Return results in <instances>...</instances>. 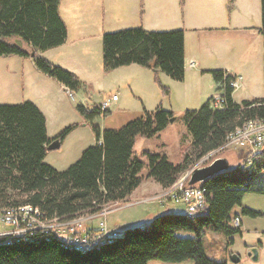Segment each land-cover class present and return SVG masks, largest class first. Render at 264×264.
Returning <instances> with one entry per match:
<instances>
[{
  "label": "trees",
  "instance_id": "obj_1",
  "mask_svg": "<svg viewBox=\"0 0 264 264\" xmlns=\"http://www.w3.org/2000/svg\"><path fill=\"white\" fill-rule=\"evenodd\" d=\"M60 0H0V55L31 56L35 67L70 91L85 84L74 72L56 64L41 52L61 45L67 36L66 24L59 13ZM232 6V5H231ZM231 6L227 5L230 12ZM263 40L262 72L264 81V0H260ZM102 71L130 64L151 69L153 81L162 94L171 90L159 72L182 81L184 69V30H146L128 27L103 32L101 37ZM211 74L217 89L225 92L222 107L211 105L210 96L198 109H185L182 121L191 141L182 144L180 157L171 162L165 154L149 149L135 154L137 139H148L168 126L172 110L159 104L117 128H100L92 120L102 112L98 106L76 105L85 122L91 123L95 144L85 147L78 159L63 170L46 163V145L61 142L79 123L63 127L48 137L46 119L40 108L29 100L0 104V209L29 203L43 217L67 219L95 213L115 201H124L146 178L163 188L171 187L179 175L197 160L218 149L227 135L245 120L264 118L263 95L236 102L232 98L233 78L222 69L204 70ZM107 110L103 115L107 114ZM242 151L235 164L200 182L205 188L204 208L193 216L162 212L145 227L128 226L120 238L86 251L60 244L55 236L38 234L32 240L4 242L0 236V264H147L150 259L165 262L192 261L193 264H226L205 251L203 238L217 231L233 244L240 227L231 224V213L240 206L242 215L264 216V212L242 205L247 192L264 193V153L244 164ZM179 231L194 237L181 238Z\"/></svg>",
  "mask_w": 264,
  "mask_h": 264
},
{
  "label": "rangeland",
  "instance_id": "obj_2",
  "mask_svg": "<svg viewBox=\"0 0 264 264\" xmlns=\"http://www.w3.org/2000/svg\"><path fill=\"white\" fill-rule=\"evenodd\" d=\"M100 1L103 3L102 5L100 4ZM153 1L167 7L166 9L169 14L174 13L175 11L180 12L181 10V8H178V4H173L174 0ZM184 1L186 3V14L189 11V6L195 11L196 16L201 18L206 17L216 19L221 12L224 13V17L226 18V14L228 12L227 5L231 6L233 3H236L240 10H250L254 15L257 2V0ZM136 3L138 4V2ZM101 8L103 9V15L101 13ZM59 12L68 27L70 39H76V32L82 26L87 27L86 31L88 34L84 37L83 41L85 48L82 46L81 53L84 57H86V59H88L92 67L100 68L99 70H101L102 57L101 36L99 35L100 30L104 29L105 32H110L132 27L126 23H117L120 18L132 15L131 2L129 3L128 8L124 9L121 7L120 0H60ZM254 18L255 16L253 19ZM103 19L105 20L103 21ZM98 23L100 25L99 33H97L96 29V24ZM243 34L244 33L240 30L231 29L229 27H219L214 31H203L202 33V35L208 39L212 38V44L218 50L223 49V38H228L229 41H227V45L230 46V48H235V42L232 40ZM246 54L247 52H240L239 55L244 58L246 57ZM42 56L44 55L42 54ZM217 58L219 60V54L218 57H215V59ZM217 65L220 64L218 63ZM251 65V81L247 82L245 86L236 88L233 93L234 99L237 102H241L242 100L251 97H261L263 95L264 81L262 82V75L259 83L255 80L257 75L256 70L257 68L259 70V67H256L253 63H251ZM34 66L33 59L28 57L23 58L17 55H0V104L18 103L24 100H29L39 107H41L42 104H50L53 107L52 115L54 118H51L48 112L45 113L47 116L48 134L50 137L54 136L63 127L71 123H80L82 117L78 113L76 105L84 102V97L87 98V101L91 102H93L94 99L98 100L101 98L99 93H93V95L90 96L86 95L84 87L81 88V93H79V95L75 92L66 91L63 87H61L60 91L56 93L55 89L60 86V84H58L55 79H52L45 74L43 75V73ZM122 69L123 68L120 67L107 77V83L103 87L105 92L101 98L106 99L111 97L114 93L117 94L119 99L116 101H110L107 114L103 115V113H101L97 115L92 120V123L99 125L100 128H117L125 124L127 121L139 116L142 112L143 106H145L146 109L148 108L153 110L162 101L163 106L161 104L160 105L163 109L173 110V120L169 122L167 127L159 131L157 135L148 139H138L134 144L135 154L141 157V150L149 149L157 153L165 154L171 162L176 163L180 157V148L182 144H186L191 141V136L182 121V113L185 109H198L201 107V105L207 100L208 96L205 95L200 97V93H202V91H210V83L206 80L198 82L196 78L191 77L190 74L188 75L186 85H183L181 81H176L170 78L173 80V83L168 84L167 82H164V84L169 86L171 94L169 96H165L162 94V91L158 87L157 83L153 81L152 75L150 79L151 82L147 83L146 79L149 81L147 77L145 79L143 76L138 77L135 76V73H132L130 74L133 78L132 88H126L121 77H114V74ZM36 74H39L44 79L33 82ZM80 78V80L85 84V78H83V76H80ZM243 82H245L244 77L242 79V83ZM174 84H176L175 86L177 87H175ZM171 85L173 87L174 94L172 93ZM95 87L97 89L98 86H94V89ZM141 95H143L144 98ZM138 96L145 99V104L141 102ZM93 144H95V137L91 130V123L87 122L85 126L78 125L74 130L70 131L65 136L60 148L47 151V156H45L44 161L53 167H62L55 168L63 170L78 159L81 151L84 149L82 148L78 152L77 150L79 148L84 145V147H87ZM213 152L214 153H209L203 156L188 170L182 172L175 184H180V182L187 183V178L191 168L205 165L218 156H224L228 159V157L231 156V153L236 151L227 148L216 149ZM229 161L231 163L233 160L229 158ZM60 162L69 163L61 166ZM152 180L153 179H150L149 182H156ZM148 189L150 192L153 191L150 189V186ZM167 189L168 188H163L158 194L147 197L144 196L136 201L131 203L129 202V204L140 202L137 205H124L123 207L117 209V207L121 206L120 204L122 203H119L121 201H115L105 206L103 209L107 210V214L105 216L106 226L110 228V224L117 223V221H120L121 218H125L129 221H134L133 224H130V226H137L140 228L145 227L146 224L143 221V218L144 215L148 213L146 208L153 209L154 211L157 209V206L164 207V205H160V203H158L157 195L163 193ZM149 197H153V199L150 200ZM241 202L244 206L261 211L262 213L264 212V193L247 192L242 196ZM167 203L177 204L179 209H183L180 206V203ZM101 210L98 212H101ZM157 213L158 212L155 214ZM234 214L240 215L241 217V234L233 235V244L226 247L228 238L225 235L217 231H208L203 238L206 253L208 255H213L218 260H225L226 264H264V216L260 215L257 217H251L248 215H242L240 206H235L233 208L231 215L233 216ZM83 215L86 216L88 213ZM97 221L98 219L94 217L91 221L87 222L89 225L93 222V224L96 225ZM122 227L120 226L119 229L122 230ZM3 229H5V227L0 224V230ZM177 235L181 238L194 237L192 232L186 231H179L177 232ZM253 250L257 251L256 258H253V253L249 254V252H253ZM233 254H236L239 257V261L235 262L232 260L231 257ZM147 264H193V262H165L158 259H150L147 261Z\"/></svg>",
  "mask_w": 264,
  "mask_h": 264
},
{
  "label": "crops",
  "instance_id": "obj_3",
  "mask_svg": "<svg viewBox=\"0 0 264 264\" xmlns=\"http://www.w3.org/2000/svg\"><path fill=\"white\" fill-rule=\"evenodd\" d=\"M130 2L132 3V15L126 16L125 18H120L117 21V23L118 22L120 24L126 23L131 25L132 27L139 26L146 30H169L175 28H182L184 30L185 74L181 83H183V85H186L189 74L191 77L196 78L198 82L206 80L208 83H210L209 88L211 90L202 91V93H200V97L207 95L209 98L210 96L214 95L217 89V85L213 81L211 74L208 72H204V70L222 69L235 78L239 77L240 78L239 86L237 87L239 88L245 86L247 82L251 81L252 75L250 73V67L252 66L251 63H253L256 67H259V70L258 68L256 70L257 75L255 77V80L257 81V83H259L261 81V75H262V82H263V72H262L263 40L259 32L261 26V21H260L261 10L259 8L260 6L259 0H257L256 2V9L254 11V15L250 10H246V11L240 10L239 6L236 3H233L230 12H227L226 14V18L224 17V13L221 12L217 19L206 18V17L201 18L199 16H196L195 11L191 9V7L189 6H188L189 11L186 14L185 13L186 3L184 0L173 1V4H178V8H181V10L180 12L175 11L174 13L171 14L168 13L166 9L167 7L161 5L160 3L154 2L153 0H148V1L120 0L121 7L124 9L128 8ZM136 2H138V4ZM100 4L102 5L103 3L100 1ZM59 7H60V3H59ZM101 13L103 15L102 8H101ZM254 16L255 18L253 19ZM104 20L105 19H103V21ZM219 27H229L231 29L240 30L241 32L244 33L240 37L238 36L232 40L235 42V48H230V46L227 45V41H229V39L223 38V49L218 50L215 46H213L211 41L212 38L208 39L207 37L202 35L203 31H214ZM66 28H67V36L65 41L61 45L42 51L41 54H43L50 61L59 64L60 66L74 72L75 74H77L79 78L80 76H83V78H85L84 92L86 95L90 96L93 95V93H99V95H101L102 98L105 92L103 87L107 83V79H108L107 77L110 76L112 73H114V71L119 69L120 67L111 70L109 73H104L102 71V66H101V70H99L100 68L92 67L88 59H86V57H84V55L81 53L82 46L83 48H85L83 41H84V37L87 36L88 34L86 31L87 27L82 26L79 30H77L75 35L76 39H70L67 25ZM96 29H97V33H99V29H100L99 23L96 24ZM103 32H105L104 29H101L99 33L101 37ZM240 52H245V53L247 52V54L245 55L246 57L244 58L240 57L239 55ZM218 54H219V60L218 58L215 59V57H218ZM28 58H31V56H28ZM191 61L193 62V65L190 64ZM218 63L220 65H217ZM101 65H102V57H101ZM121 68H123L122 70H120L121 72L119 71L116 74H114L115 75L114 77H121L124 85L126 86V88L129 89H131L133 85V78L132 75L130 74L135 73V76L138 77L143 76L145 77V79L147 77L149 79V81L146 79L147 83L151 82L150 80L151 75L153 77V72L151 69L141 67L137 64L121 66ZM99 71L102 72V76H101V72ZM159 77L163 83L164 82H167L168 84L173 83L172 82L173 80H171L170 77H168L163 72H159ZM243 77L245 78V82L242 83ZM41 79L44 78L39 74H36L33 82H36L37 80H41ZM58 84H60V86H58L55 89L56 93L60 91L61 87H63L66 91H70L61 83L58 82ZM96 85L98 87L97 89L96 87L94 89V86ZM175 85L176 84H174V86ZM171 89H172V93L174 94L172 85H171ZM235 89L232 92V98L234 101H236L233 96ZM70 92H75L76 94L79 95V93H81V89L78 91H70ZM141 96L143 97V95ZM142 97L138 96L141 102L145 104V99H143L144 97L143 98ZM101 98L98 100L94 99V101L91 102V101H87V98L84 97L83 98L84 102H81V104L89 107L90 106L92 107L94 105L98 106V104L102 101ZM251 98H247V99H251ZM160 104L162 105L163 102L161 101ZM39 108L45 115L46 131L48 137H50V135L48 134L47 116L45 113L48 112L51 118H54V116L52 115L53 107L50 104H42V106ZM143 108L146 109L145 106L142 107V110ZM147 110L150 109L147 108ZM81 119L82 120L80 121L79 125L85 126L87 122H85L83 118ZM84 146L79 148L77 151L79 152L82 148H85ZM235 154L236 152L231 153V156L228 157V161L229 158L233 160L231 163L229 161V165L235 164L236 162ZM46 156H47V152H46ZM60 163L61 166H64L69 162H60ZM56 168H62V167H56ZM150 179L152 178H146L143 181H141V183L129 194V196L124 201H122L125 203V206L137 205L140 202L134 204H129V202L131 203L144 196L145 197L151 196L154 194H158L162 191L163 187H161V185L157 182L150 183L149 182ZM152 181L155 180L153 179ZM149 186L150 189L153 191L151 192L149 191L148 189ZM180 206L183 209H179L177 204H172V203H166L164 204V207L157 206V209H155L154 211L153 209L146 208V211L148 213L144 215V218L142 217L143 221L145 222V224H147L153 216L166 211L172 213H184V205L181 204ZM156 212L158 213L155 214ZM133 222L134 221H129L128 219L121 218V220L117 221V223L110 224L111 226L110 228L119 229L120 226L121 227L123 226L122 227L123 230L125 227H128L130 226V224H133ZM93 223H91V226H95V224ZM241 225H242V220H241Z\"/></svg>",
  "mask_w": 264,
  "mask_h": 264
},
{
  "label": "built area",
  "instance_id": "obj_4",
  "mask_svg": "<svg viewBox=\"0 0 264 264\" xmlns=\"http://www.w3.org/2000/svg\"><path fill=\"white\" fill-rule=\"evenodd\" d=\"M193 65V62L190 63ZM239 77H233L229 81L230 87L239 86ZM225 92L218 89L212 95L211 105L213 107H222L224 103ZM117 94L102 99L98 104V109L103 113L108 109L110 101H116ZM230 148L234 151H242L245 155L244 164H250L254 158L264 153V118H253L243 122L242 125L232 130L226 137L225 142L218 149ZM214 151V150H213ZM211 151L210 153H214ZM209 154V153H208ZM157 201L160 205L167 202L181 203L184 205V213L187 216H193L199 210L205 207V188L196 183L189 185L187 183L173 184L163 193L157 195ZM153 199V197H149ZM119 202V201H117ZM121 208L124 202H119ZM106 209L101 212L80 215L67 219L46 218L43 217L39 209L29 203H23L16 206H9L0 209V224L5 229L0 230V236H4V242L15 240H32L38 234L46 236H55L60 240V244L80 251H86L104 243H110L123 234V230L109 228L106 226ZM97 218V224L91 226L87 221ZM231 224L235 227L241 225L240 215L234 214L231 217Z\"/></svg>",
  "mask_w": 264,
  "mask_h": 264
},
{
  "label": "water",
  "instance_id": "obj_5",
  "mask_svg": "<svg viewBox=\"0 0 264 264\" xmlns=\"http://www.w3.org/2000/svg\"><path fill=\"white\" fill-rule=\"evenodd\" d=\"M172 120L173 118H170L169 122H171ZM60 147H61V141L58 138L51 140L46 145L47 150L58 149ZM229 169H230V165L226 157L224 156L215 157L205 165L191 168V170L189 171V176L187 178V184L193 185L196 183H200L217 173L228 171ZM252 253H253V258H256L257 251L253 250V252L252 251L249 252V254ZM231 258L235 262L239 261V257L236 254H233Z\"/></svg>",
  "mask_w": 264,
  "mask_h": 264
}]
</instances>
